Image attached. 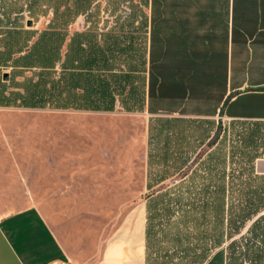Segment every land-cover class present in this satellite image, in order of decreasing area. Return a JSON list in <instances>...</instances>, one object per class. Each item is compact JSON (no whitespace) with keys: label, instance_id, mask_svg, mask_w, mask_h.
Instances as JSON below:
<instances>
[{"label":"crops","instance_id":"0c3cea01","mask_svg":"<svg viewBox=\"0 0 264 264\" xmlns=\"http://www.w3.org/2000/svg\"><path fill=\"white\" fill-rule=\"evenodd\" d=\"M158 10L149 0L146 17L51 29L63 38L58 55L50 68L30 66L38 91L20 92L18 105L264 123V0H164ZM146 217L137 203L65 229L37 208L8 213L0 264H145Z\"/></svg>","mask_w":264,"mask_h":264},{"label":"rangeland","instance_id":"374dc122","mask_svg":"<svg viewBox=\"0 0 264 264\" xmlns=\"http://www.w3.org/2000/svg\"><path fill=\"white\" fill-rule=\"evenodd\" d=\"M148 2L0 0V217L33 207L59 228L71 226L67 220L84 219L97 221L98 226L100 219L110 220L118 208L146 203L162 186H176L208 152L223 154L225 161L220 166L226 174L230 168L244 166L236 141L251 127L242 120L91 114L51 105H18L20 92L26 97L29 89L34 92L31 96L38 91L30 85L40 71L30 66L51 67L54 54L58 55L57 45L63 41L61 30H75L60 24L74 19L146 17ZM86 7L90 10L84 12ZM53 28L62 36H53ZM28 37L32 38L25 43ZM20 48L23 52L17 54ZM6 75L8 81L3 79ZM173 119L183 121L172 126L156 121ZM260 133L263 143L259 152L264 150V125ZM171 134L173 139L165 143ZM230 151L235 152L232 158ZM171 153L183 161L173 162ZM172 166L182 167L175 172ZM262 169L264 154L254 162L256 174H264ZM155 170L165 172L168 178L149 188V172ZM186 212L185 216L180 212L152 213L145 264H200L218 250L226 256V246L244 235L250 224L209 251L211 225L195 210Z\"/></svg>","mask_w":264,"mask_h":264},{"label":"trees","instance_id":"16d2710c","mask_svg":"<svg viewBox=\"0 0 264 264\" xmlns=\"http://www.w3.org/2000/svg\"><path fill=\"white\" fill-rule=\"evenodd\" d=\"M163 1L150 0L152 14L155 8L158 14H162V10L158 8L162 6ZM87 10L88 7L84 12ZM126 18L133 17L128 16L124 19ZM30 39L31 37H28L25 43ZM19 52L21 48L17 51ZM77 87L80 89V85ZM156 121L172 126L183 120ZM190 122L186 121V123ZM249 122L244 121L251 128L236 141V144H239V157L244 165L242 168H230L229 173L226 174L225 169L220 166L225 161L223 154L208 152L197 168L179 178L180 182L176 186H162L159 193L147 199L145 248L148 249L152 233L153 212H164L165 215L180 212L185 216L186 210L190 212L195 210L201 215V220L212 227L213 233L208 236L209 247H206L209 251L218 249L222 246L225 237L230 239L233 235L239 234L241 229L250 223L244 235L232 240L226 246V256L223 250H218L212 252L208 261L205 259L200 264L205 261L206 264H264V174L259 175L254 171V162L264 154V150L259 152L263 143L260 128L264 124L258 121ZM157 137V135L153 136L154 139ZM167 139L172 140V134L165 138V143ZM209 143L206 146H209ZM230 153L229 156L232 158L235 152L230 151ZM171 155H175L174 158L172 157L173 162L183 161L181 156L180 159L175 153ZM231 162L233 163L232 159ZM180 167L172 166L175 172H180ZM167 178L163 171L149 172L151 182L148 187L152 186L150 184L161 183Z\"/></svg>","mask_w":264,"mask_h":264},{"label":"water","instance_id":"95a60500","mask_svg":"<svg viewBox=\"0 0 264 264\" xmlns=\"http://www.w3.org/2000/svg\"><path fill=\"white\" fill-rule=\"evenodd\" d=\"M31 24L28 23L27 26H30ZM3 79H6V76H3ZM261 173H264V170L262 169Z\"/></svg>","mask_w":264,"mask_h":264}]
</instances>
